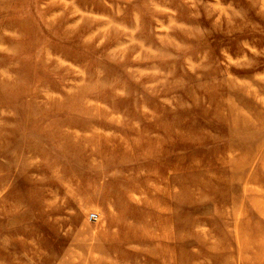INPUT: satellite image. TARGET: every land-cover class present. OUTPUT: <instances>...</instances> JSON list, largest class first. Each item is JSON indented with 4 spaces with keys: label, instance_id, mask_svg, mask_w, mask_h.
<instances>
[{
    "label": "rangeland",
    "instance_id": "obj_1",
    "mask_svg": "<svg viewBox=\"0 0 264 264\" xmlns=\"http://www.w3.org/2000/svg\"><path fill=\"white\" fill-rule=\"evenodd\" d=\"M0 264H264V0H0Z\"/></svg>",
    "mask_w": 264,
    "mask_h": 264
}]
</instances>
